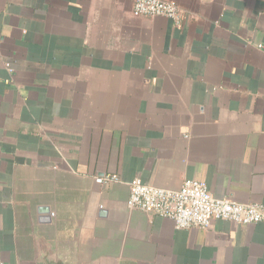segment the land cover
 <instances>
[{
  "label": "crops",
  "instance_id": "1",
  "mask_svg": "<svg viewBox=\"0 0 264 264\" xmlns=\"http://www.w3.org/2000/svg\"><path fill=\"white\" fill-rule=\"evenodd\" d=\"M169 1L0 0V264H264V222L126 205L135 177L264 204V0Z\"/></svg>",
  "mask_w": 264,
  "mask_h": 264
},
{
  "label": "built area",
  "instance_id": "2",
  "mask_svg": "<svg viewBox=\"0 0 264 264\" xmlns=\"http://www.w3.org/2000/svg\"><path fill=\"white\" fill-rule=\"evenodd\" d=\"M136 14L162 16L179 22L182 11L169 0H132ZM99 182L119 181L116 175H105ZM126 205L130 209L169 218L175 228L208 229L213 220L221 219L249 225L264 222V204L240 202L229 197L215 196L204 181L185 179L179 188L167 189L143 182L135 177L128 182Z\"/></svg>",
  "mask_w": 264,
  "mask_h": 264
}]
</instances>
